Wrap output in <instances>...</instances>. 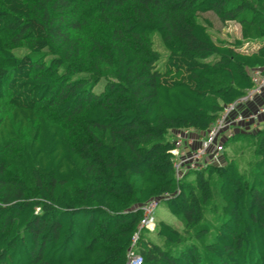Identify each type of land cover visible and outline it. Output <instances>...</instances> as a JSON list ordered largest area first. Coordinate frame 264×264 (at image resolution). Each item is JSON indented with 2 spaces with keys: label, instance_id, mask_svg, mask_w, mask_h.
<instances>
[{
  "label": "trees",
  "instance_id": "obj_1",
  "mask_svg": "<svg viewBox=\"0 0 264 264\" xmlns=\"http://www.w3.org/2000/svg\"><path fill=\"white\" fill-rule=\"evenodd\" d=\"M256 69L264 0H0V264H126L152 199L182 229L142 232L141 264H264V128L191 180L171 154Z\"/></svg>",
  "mask_w": 264,
  "mask_h": 264
},
{
  "label": "built area",
  "instance_id": "obj_2",
  "mask_svg": "<svg viewBox=\"0 0 264 264\" xmlns=\"http://www.w3.org/2000/svg\"><path fill=\"white\" fill-rule=\"evenodd\" d=\"M253 87L244 95L223 108L215 122L205 132L178 130L172 133L173 168L176 179L189 172L202 170L209 165H220L223 162V145L234 133L257 131L254 129L259 119L264 121V105L257 107L254 113H242L241 109L264 95V75L256 69L249 73ZM253 123L247 128L241 125ZM159 201L152 199L141 207L142 219L137 231L133 234L131 245L126 253V264H141L142 260L136 252V245L142 232L152 233L154 230L153 214Z\"/></svg>",
  "mask_w": 264,
  "mask_h": 264
},
{
  "label": "rangeland",
  "instance_id": "obj_3",
  "mask_svg": "<svg viewBox=\"0 0 264 264\" xmlns=\"http://www.w3.org/2000/svg\"><path fill=\"white\" fill-rule=\"evenodd\" d=\"M202 18H205L206 20H208L211 23V28L213 31V38L216 40L220 39V40H225V41H229L232 42L236 39L240 38V29L239 26L235 23H226V24H222L220 23L217 18L209 13V14H205L204 16H202ZM154 49L161 55L162 60L165 58V52L163 51V49L161 48L159 41L157 38L154 39ZM15 55L17 56H22L23 54L26 53L25 49H19L17 51L14 52ZM102 85L103 83L99 84V86H97L95 88L96 93L101 92L102 90ZM260 105H264V97L258 99L257 101L253 102V103H249V105H247L246 107H243L240 111L242 113H254L255 110L257 109L258 106ZM6 105L4 103H0V112L1 110L7 109V107H5ZM257 124L254 126L253 123H249L248 125H241L244 128H247L249 126H254V129H259V128H264V121L262 119H259L257 122ZM242 139V137H237L235 140H229L226 144V148H225V153L228 154L230 152V148L240 142ZM194 177V173H189L188 175V179L191 180ZM153 218H154V223H158V222H164L170 226L175 227L176 229H182V222L179 218L172 216L167 208H166V204L164 201H159L154 214H153Z\"/></svg>",
  "mask_w": 264,
  "mask_h": 264
},
{
  "label": "crops",
  "instance_id": "obj_4",
  "mask_svg": "<svg viewBox=\"0 0 264 264\" xmlns=\"http://www.w3.org/2000/svg\"><path fill=\"white\" fill-rule=\"evenodd\" d=\"M263 97H264V95H263ZM259 129H261V128H259Z\"/></svg>",
  "mask_w": 264,
  "mask_h": 264
}]
</instances>
